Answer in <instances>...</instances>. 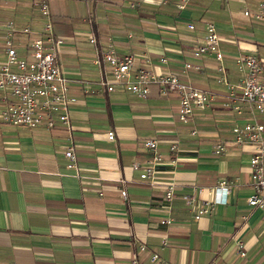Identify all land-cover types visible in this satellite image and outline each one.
Instances as JSON below:
<instances>
[{
	"label": "crops",
	"instance_id": "0c3cea01",
	"mask_svg": "<svg viewBox=\"0 0 264 264\" xmlns=\"http://www.w3.org/2000/svg\"><path fill=\"white\" fill-rule=\"evenodd\" d=\"M35 1L0 0V61L6 59L8 23L41 30ZM212 1L191 0L180 10L162 0H50L55 32L65 41L60 65L76 103L67 125L1 128L0 264H156L154 254L159 264H264V210L248 202L254 148L236 144L233 133L237 125L264 120L239 100V91L229 96L230 86L244 77L236 58L264 59V40L221 39L222 61L195 58L209 24L230 32L234 23L224 9L233 0H215V7ZM252 2V9L243 6L245 18L246 10L257 8ZM91 33L97 45L85 40ZM13 42L23 52L29 36L17 33ZM109 46L119 56H134L129 81L141 70L178 74L212 101L183 123L179 95L156 84L146 99L122 86L108 92L101 85L105 69L95 61ZM186 63L201 69L185 73ZM5 99L12 100L10 92L0 91V112ZM151 139L163 157L153 184L134 169L149 165L152 152L144 143ZM218 144L226 146L222 155L215 154ZM70 148L77 156L74 168L68 167ZM223 181L230 187L228 204L195 219ZM169 185L175 195L166 201ZM166 219L173 223L163 225Z\"/></svg>",
	"mask_w": 264,
	"mask_h": 264
},
{
	"label": "built area",
	"instance_id": "2783aa9c",
	"mask_svg": "<svg viewBox=\"0 0 264 264\" xmlns=\"http://www.w3.org/2000/svg\"><path fill=\"white\" fill-rule=\"evenodd\" d=\"M191 0H162L163 3H172L180 10L185 9ZM35 18L40 21L42 28L34 31L31 24L19 29L15 23L10 22L7 27L6 59L0 61V91H9L12 100L5 99L4 108L0 112V131L2 126L22 127L27 129H39L41 127L53 129L57 123L69 124L70 107L76 103V99L70 97V82L64 76L59 55L65 41L59 37L54 28L50 0H36L34 2ZM244 15L256 22L264 23V0H257L255 11L246 10ZM195 25L190 24L189 29L195 30ZM17 33L29 36V43L20 52L14 45L13 38ZM90 42L98 44L95 37ZM221 38L214 24H209L205 36V44L195 52L197 59L205 55H214L218 61L225 57L220 49ZM134 56H119L113 46L102 49L101 56L95 61L98 66L105 69V78L101 85L110 93L117 86L136 96L146 99L150 93V87L156 84L163 93H177L180 97L179 117L183 123H188L197 110L208 107L212 98L208 93L195 88L187 83L178 74H153L141 70L136 75V81H129L134 65ZM166 63L165 58L161 59ZM244 74L243 80L238 86H230V97H236L239 91V100L247 104L257 115L255 117L264 120V59L257 55L241 54L236 58ZM200 66L186 63L184 72L200 71ZM222 81V80H221ZM242 114L240 107H235ZM256 119V118H255ZM235 143L238 145H252L253 155L250 160L251 179L253 192L249 197V205L253 208L264 210V122L258 119L237 125L233 129ZM110 140H114L113 132L109 133ZM144 146L152 152L149 165L142 167L136 163L135 170H142L141 180L151 184L157 172V166L162 162V155L158 152V142L147 140ZM177 146L171 150L174 152ZM226 152V146H215V154L222 155ZM68 167L77 165V156L74 149L66 152ZM213 201L199 206L195 219L199 220L205 215H210L216 206L228 204L230 187L227 181L221 182L215 189ZM127 191H122V197H127ZM175 195V186L169 185L165 192L166 201H171ZM188 204H193L191 198L186 197ZM173 221L166 219L163 225H171ZM242 256L243 245H239ZM152 262L159 264L158 254L152 256Z\"/></svg>",
	"mask_w": 264,
	"mask_h": 264
},
{
	"label": "rangeland",
	"instance_id": "374dc122",
	"mask_svg": "<svg viewBox=\"0 0 264 264\" xmlns=\"http://www.w3.org/2000/svg\"><path fill=\"white\" fill-rule=\"evenodd\" d=\"M212 6H220V3H218L217 1H212L211 2ZM225 5V13L227 16L231 18H233L234 23L231 20V23L228 24V28L230 30V32H224L221 29V25L220 27H218V34L220 35V38L222 40H226L227 38H233L234 40L237 39H248L250 40H264V24H257L252 22L251 20L245 18L243 16V6H248L249 8L252 9L253 7V2L252 0H233L228 2L227 4L224 3ZM237 24V26L235 25ZM238 24L240 25V27H244L246 29V31L248 32V34H250L249 36H247L243 31H241V29L239 28ZM92 33L91 34H86V38L85 40L90 41V39L92 38ZM92 45V44H91ZM93 46V45H92ZM94 47V46H93Z\"/></svg>",
	"mask_w": 264,
	"mask_h": 264
}]
</instances>
